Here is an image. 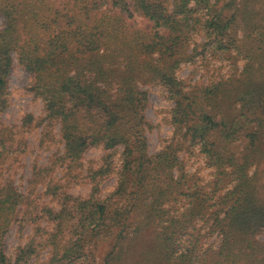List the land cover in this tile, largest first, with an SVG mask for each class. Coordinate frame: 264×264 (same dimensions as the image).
Wrapping results in <instances>:
<instances>
[{
	"label": "trees",
	"instance_id": "trees-1",
	"mask_svg": "<svg viewBox=\"0 0 264 264\" xmlns=\"http://www.w3.org/2000/svg\"><path fill=\"white\" fill-rule=\"evenodd\" d=\"M129 1L0 0V167L25 154L30 127L44 123L27 115L19 144L10 142L1 117L17 63L44 104L45 132L59 126L64 152L55 164L66 171L65 183L49 180L44 194L58 209L11 179L0 185V264H35L41 251L47 264H264V0ZM200 33L204 51L233 50L232 72L188 85L178 72ZM143 85L161 86L174 103L173 136L153 155ZM93 147L105 155L86 167ZM195 147L209 182L180 156ZM49 172L35 167L31 183ZM113 176L116 187L103 197ZM80 180L92 185L89 195L69 194ZM16 223L20 237L28 226L35 234L9 257L4 240Z\"/></svg>",
	"mask_w": 264,
	"mask_h": 264
},
{
	"label": "rangeland",
	"instance_id": "rangeland-1",
	"mask_svg": "<svg viewBox=\"0 0 264 264\" xmlns=\"http://www.w3.org/2000/svg\"><path fill=\"white\" fill-rule=\"evenodd\" d=\"M130 5L132 3L127 0ZM216 0H212L215 2ZM229 13V12H228ZM137 18V25L140 28L146 27L143 19ZM4 25V19L0 16V28ZM238 38H241V33ZM206 39L203 33H200L194 39V43L190 45L188 52L194 47H198L193 59L181 65L178 72L179 78L185 80L188 85H206L211 84L214 80L221 78L227 79L232 72L231 60L228 56L231 54L217 52L214 48L206 47L203 50V45L206 44ZM243 62L239 63V69L242 70ZM31 74L15 64L10 75V107L2 115V124L13 131V140L10 141L14 144H19L21 140L22 122L27 115H33L37 120H43L41 126L36 127L37 121L30 127L29 133L25 136L27 151L25 154L13 156L10 158L3 167H0V185L7 179L13 181L14 186L22 193L32 192L33 196L37 194L43 195L41 199L42 204H46L52 208L58 209L55 201L51 200L50 196H44L47 191V182L54 180L55 182L61 181L65 183L64 174L65 167L55 164L58 156L64 152V143L61 140L59 126H55L51 131L45 132V124L47 123L46 111L44 104L41 100H37L27 90L28 84L31 81ZM142 89L148 92L149 104L145 110L146 120L152 128L146 129V137L149 147V154L153 155L158 153L167 144L168 139L173 136V126L171 125V110L174 103L167 97L166 92L159 85L150 86L143 85ZM25 130V129H24ZM27 130V129H26ZM16 146V145H15ZM121 150V149H120ZM105 155L102 148H91L84 155V166H88L90 162H95V166L101 164V159ZM119 153L114 157L117 166L119 165ZM182 160L186 165V170L190 174H195L204 183L212 179L211 169L207 167L205 158L200 154L199 147L193 148L190 151L184 150L180 154ZM48 168L49 176L46 181H39V183H31L33 180L34 168ZM84 174V172H83ZM264 178V177H263ZM117 177L113 176L105 181L102 185V196H107L116 187ZM264 182V181H263ZM68 193L74 196H87L91 192L92 185L87 180L73 181L69 184ZM46 221H43L40 226L45 227ZM19 224H13L9 229L4 244L6 253L9 257H14L16 250L19 247L25 246L27 242L33 238L35 234V227L28 226L22 232V237L19 236ZM264 240V234L260 236ZM208 243H219V239L213 237L208 240ZM104 254V248H98L96 251L97 258ZM48 251H41L37 262L35 264H47L49 258ZM35 262V261H34Z\"/></svg>",
	"mask_w": 264,
	"mask_h": 264
}]
</instances>
